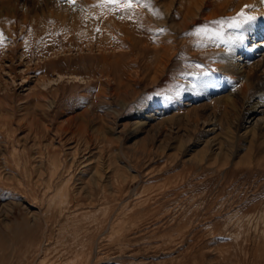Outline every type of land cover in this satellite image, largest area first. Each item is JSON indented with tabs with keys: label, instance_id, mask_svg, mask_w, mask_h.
Instances as JSON below:
<instances>
[{
	"label": "rangeland",
	"instance_id": "obj_1",
	"mask_svg": "<svg viewBox=\"0 0 264 264\" xmlns=\"http://www.w3.org/2000/svg\"><path fill=\"white\" fill-rule=\"evenodd\" d=\"M54 1L53 15L0 2V264H264V129L202 156L224 122L189 135L176 121L130 125L207 88L220 46L243 29L227 27L238 0H204L194 24L175 15L180 0ZM259 2L242 8L248 25ZM174 35L155 83L154 47Z\"/></svg>",
	"mask_w": 264,
	"mask_h": 264
},
{
	"label": "bare ground",
	"instance_id": "obj_2",
	"mask_svg": "<svg viewBox=\"0 0 264 264\" xmlns=\"http://www.w3.org/2000/svg\"><path fill=\"white\" fill-rule=\"evenodd\" d=\"M3 1L4 0H0V2ZM22 1L23 5L26 7L27 5L25 4L27 2L31 3V12H34L33 14L49 12V14L53 15L54 0ZM203 2L204 0H190L187 2L185 0H180L175 15L177 14L181 16L184 13V15L186 14V16L182 15L184 23L187 24L188 22H191L194 24L197 22V19L202 16L201 10L205 6ZM245 5L257 8L262 4H260L259 0H238L237 4L234 5L235 8L233 14L240 11ZM220 8L221 7H216V9H212L211 13L206 14L203 18H212L219 14H224V12L219 10ZM8 9L10 8L8 7ZM55 9L56 12L62 10L59 7H55ZM74 10L77 11V8L75 7ZM155 11L156 12L151 14L152 17L150 22H152V18L154 21L158 15L157 13L159 11ZM255 12L262 14L264 11L262 8ZM172 14H174V12H172ZM226 14L228 15L230 12H227ZM147 24L148 23H146V25ZM185 25L181 24L176 26L177 34H180L183 31ZM232 35L233 37L242 35L243 39H234L232 43L227 41L221 46L219 45L221 47L220 50L222 51L217 54L216 58V65L219 70L209 76V79L207 80H210L211 83L207 85L206 89L203 87L199 89L197 93L194 92V94L184 92L180 97H177V104L172 110L165 104L161 109L154 108L146 110L147 113L140 110L138 117L130 122L132 129L142 130L147 126H162L163 124L165 125L176 121L179 129L183 126L184 132H187L189 135V127L191 126L197 127L198 125L207 124L209 125V130L214 133L216 130V123L219 124L224 122L228 129H226V135L223 136V134H225L223 132L222 136L218 138L217 133L215 132V134H213V139H206L198 153L202 156H204L209 149L212 151L213 149H217L218 153L221 152L223 150L222 144L224 145V141L226 140L228 142L230 137L234 134V131L238 133L242 130V135L248 136L250 140H254L256 134H258L261 129H264V16L261 15L257 22H252L250 25H248V23L245 24L241 32L232 33ZM125 36L126 35L124 34L123 38L127 39V36ZM165 38H161V41H164V43L154 47V62H150L152 67V71H150L152 74L150 76H152L155 83L161 79L160 76L164 74L168 66L171 64L173 57H175L178 52L176 45V42L178 43V37H176V35L169 37L172 38L170 43H167ZM128 39L131 40V38ZM183 42L189 44L190 49H192L191 43L187 42V40ZM207 50L210 51L208 48ZM212 53L213 52H210V54ZM62 75L63 74L58 72L59 77H62ZM72 77L77 78L78 75L72 74ZM200 82L201 81H197L196 85ZM204 113L206 114L204 115ZM213 145L215 148H213ZM225 147L227 148L228 146ZM90 177V182L98 185L94 175L91 174ZM65 190L63 194H65V197H68V189L66 190L67 193ZM62 191V188H59L54 195L59 196ZM2 205L3 204L0 203V208Z\"/></svg>",
	"mask_w": 264,
	"mask_h": 264
},
{
	"label": "snow or ice",
	"instance_id": "obj_3",
	"mask_svg": "<svg viewBox=\"0 0 264 264\" xmlns=\"http://www.w3.org/2000/svg\"><path fill=\"white\" fill-rule=\"evenodd\" d=\"M70 3H74L75 0H69ZM104 3H109V4H113L116 6H122V7H126V8H130L132 6L133 0H103ZM245 7H251L250 5H245ZM255 17L254 16H250L247 15L243 9H241V11L239 13H237L236 17H232L230 18L227 27L229 28H236V29H240L243 27V25L247 24L248 22L254 20ZM215 23L217 24H222L221 21H216ZM163 31V30H161ZM208 29L207 28H201V27H197L194 29V33L195 35H201L204 33H207ZM214 35L216 36H220L221 32L220 31H214ZM233 39H243V36H238V37H229V41H232Z\"/></svg>",
	"mask_w": 264,
	"mask_h": 264
}]
</instances>
